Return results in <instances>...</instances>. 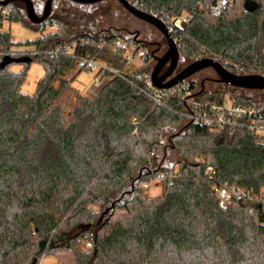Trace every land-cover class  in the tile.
Wrapping results in <instances>:
<instances>
[{"label":"trees","instance_id":"1","mask_svg":"<svg viewBox=\"0 0 264 264\" xmlns=\"http://www.w3.org/2000/svg\"><path fill=\"white\" fill-rule=\"evenodd\" d=\"M216 1L133 0L158 15L189 16L179 23L184 61L212 56L236 71L264 73V0H255L254 12L246 0H228L218 15L210 9ZM7 21L45 31L15 6ZM48 21L57 31L15 43L0 18V264H40L48 255L57 264H264V208H224L214 192L215 183L264 185V141L247 128L230 133L191 123L171 98L155 105L140 80L148 63L134 74L108 72L99 93L85 95L69 77L79 55L122 71L127 48L117 47L119 39L150 47L112 30L73 33L55 15ZM72 41L74 55L51 54ZM34 62L45 75L26 94L21 88ZM15 63L23 69L13 70ZM220 91L201 97L216 100ZM257 92L259 99L239 100L264 104ZM168 147L178 157L172 165H165ZM151 165L177 171L163 194L146 195L145 170L129 198L97 225L110 201Z\"/></svg>","mask_w":264,"mask_h":264},{"label":"built area","instance_id":"2","mask_svg":"<svg viewBox=\"0 0 264 264\" xmlns=\"http://www.w3.org/2000/svg\"><path fill=\"white\" fill-rule=\"evenodd\" d=\"M131 1L133 2V0ZM227 4L228 0H217L212 4L210 8L211 12L216 15L221 14ZM13 8V5H0V18H2L4 22L13 11ZM153 14L162 18L167 23L170 34L179 45L181 37L179 23L183 19H189V16L184 14L180 17H171L169 15L162 16L156 13ZM44 25V33L47 32L46 28L48 27L54 28L56 31L58 29L57 24H52L49 21H46ZM116 44L117 47L127 48L125 54L127 61L130 60L132 55L139 53L144 65L148 63L152 56V51L149 48L139 47L135 41L126 43L119 39ZM77 46V41H72L58 46L51 51V54L55 56L60 54L74 55ZM76 69L85 71L91 77L90 86L99 85L108 72L117 74L124 73L107 63L93 58L90 54H82L77 57ZM149 74L140 77V80L143 83L144 92L153 100L155 105H162L167 99L171 98L182 106L183 115L191 123L205 126L212 130H225L230 133H233L238 128H247L254 133L259 140L264 141V104L258 103L256 100L249 103L241 102L239 97H248L246 96V90L235 89L224 85L217 99L211 100L202 98L201 94L197 95L200 90L191 87V82L189 80L182 81L168 89H161L153 84ZM135 123L137 124L138 122L135 121ZM150 169L152 170L151 176L148 181L143 183L145 189L150 188L153 180L163 179L167 181L177 176V171L164 170L154 172L153 165L150 166ZM206 174L214 178L216 171L209 167L206 170ZM214 192L219 198L220 205L224 208L238 202H243L248 205L251 212L254 211L255 207L264 208V185L259 189H255L242 187L230 182L215 183ZM87 245L91 246V243L88 242Z\"/></svg>","mask_w":264,"mask_h":264},{"label":"rangeland","instance_id":"3","mask_svg":"<svg viewBox=\"0 0 264 264\" xmlns=\"http://www.w3.org/2000/svg\"><path fill=\"white\" fill-rule=\"evenodd\" d=\"M36 9L38 12H42L43 5L45 0H35ZM53 15L61 17L67 20L70 23L71 30L73 33L76 32H91V33H104L106 29H111L112 32L119 33L125 37H133L138 40L148 41L150 43L159 42L163 44V50L165 49L164 40L161 37V34L157 29L150 28L146 23H143L133 17L127 10H125L122 5L116 0H106L94 5H74L71 2L65 0H56L54 3ZM122 28H128L130 31L135 29H150L152 30L151 40L145 39L144 37L133 34H128L126 31L120 30ZM3 29L8 30L11 34L13 42L19 43L27 40H34L44 32L35 31L31 29L27 24L23 22H10L5 20ZM45 33L56 31L54 28H46ZM157 44L150 46L151 51L157 49ZM145 48V47H143ZM188 61H183L180 64V67H184L188 64ZM148 64L151 65V69L155 64V59L151 56L148 61ZM143 65V60L140 58V54L136 53L132 55L128 61L125 68L122 70L126 74H134L141 66ZM13 70L19 71L23 69L22 63H15L11 67ZM77 73L75 76L73 74ZM204 76H203V75ZM45 75L44 67L38 63L34 62L29 67L25 82L21 88V91L26 94H34L39 80ZM207 77L204 80V77ZM69 77L72 79V85L78 89L80 92L84 93L89 97H95L102 87L109 81L108 77H105L102 82L97 86L91 85V77L85 72H77V69L74 72H71ZM216 78V75L212 70H207L201 74L193 77L194 80L198 83L204 82V91H213V90H222L224 88L223 84L215 82L213 79ZM246 96L260 98L261 95L259 92L255 91L253 93H246ZM168 158L165 161V165H172L177 160L178 157L174 151L169 147L167 148ZM158 161H156L157 163ZM166 185V180H153L151 182L150 188L145 190L146 195L149 197H158L161 196L164 192ZM129 194L122 195L121 202L129 198ZM40 264H57L56 257L52 255L45 256Z\"/></svg>","mask_w":264,"mask_h":264},{"label":"water","instance_id":"4","mask_svg":"<svg viewBox=\"0 0 264 264\" xmlns=\"http://www.w3.org/2000/svg\"><path fill=\"white\" fill-rule=\"evenodd\" d=\"M72 3L78 5H94L104 0H69ZM124 9H126L131 15L142 20L153 27H155L165 38L167 44V50L164 54L158 55V49L152 50V57L155 59V64L150 71V79L157 88L168 89L178 83L190 80L198 73L205 70H212L216 78L215 82L230 86L235 89L248 90V91H260L264 93V74L263 73H244L236 71L226 66L221 60L212 56H204L188 63L184 68L178 70L183 57L179 49V45L174 41L170 34L167 23L160 17L155 16L153 13L144 10L131 0H117ZM55 0H45L42 12H38L36 9L35 0H0V5L7 6L13 5L23 10L25 18L33 26H39L48 21L54 11ZM259 4L255 0H246L245 9L249 12L257 10ZM106 32L111 29H106ZM144 45L150 47L158 43H150L148 41H141ZM204 92V82L202 88L197 93L200 95ZM148 171L152 173L150 167H146L139 171L136 178L133 179L132 189H126L123 191V195L133 193L135 183L141 178L143 172ZM158 169H154L156 172ZM121 199L111 200L110 204L105 207L96 224L102 223L114 210L117 205H121Z\"/></svg>","mask_w":264,"mask_h":264},{"label":"flooded vegetation","instance_id":"5","mask_svg":"<svg viewBox=\"0 0 264 264\" xmlns=\"http://www.w3.org/2000/svg\"><path fill=\"white\" fill-rule=\"evenodd\" d=\"M104 1H106V0H104ZM117 1V0H116ZM103 2V1H102ZM126 10V9H125ZM130 14V13H129ZM133 16V15H132ZM134 17V16H133ZM136 18V17H135ZM137 20H139L138 18H136ZM139 21H141V22H143V23H146V22H144V21H142V20H139ZM150 28H153L152 27V25H150V24H148V23H146ZM154 29H156V28H154ZM120 30H123V31H126L128 34H133V33H135L136 35H137V37L138 36H141V37H144L145 39H150L151 40V35H152V30H150V29H135L134 31H130L128 28H122V29H120ZM159 32V31H158ZM160 33V32H159ZM161 34V33H160ZM161 37L163 38V40H164V45H165V49L163 50V44L162 43H159V42H155V43H158L156 46H157V49H158V52H157V54L158 55H162V54H164L165 53V51L167 50V44H166V40H165V38H164V36L161 34ZM134 40H137V41H142V40H138L137 38H134ZM152 49V48H151ZM185 67V66H184ZM184 67H180L179 66V68H178V70H180V69H182V68H184ZM205 71H207V70H205ZM202 72H204V71H202ZM202 72H200V73H198L197 75H199V74H201ZM213 72V71H212ZM215 74V73H214ZM196 75V76H197ZM203 75V74H202ZM205 75V74H204ZM203 75V76H204ZM196 76H194V77H196ZM207 77L205 76L204 77V80L206 79Z\"/></svg>","mask_w":264,"mask_h":264},{"label":"crops","instance_id":"6","mask_svg":"<svg viewBox=\"0 0 264 264\" xmlns=\"http://www.w3.org/2000/svg\"><path fill=\"white\" fill-rule=\"evenodd\" d=\"M77 73L73 74L72 76H75Z\"/></svg>","mask_w":264,"mask_h":264}]
</instances>
